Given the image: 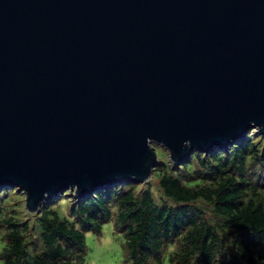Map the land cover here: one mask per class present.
Returning a JSON list of instances; mask_svg holds the SVG:
<instances>
[{
	"label": "water",
	"instance_id": "95a60500",
	"mask_svg": "<svg viewBox=\"0 0 264 264\" xmlns=\"http://www.w3.org/2000/svg\"><path fill=\"white\" fill-rule=\"evenodd\" d=\"M264 131V0H0V188L34 212ZM190 143L185 146L184 142Z\"/></svg>",
	"mask_w": 264,
	"mask_h": 264
},
{
	"label": "trees",
	"instance_id": "16d2710c",
	"mask_svg": "<svg viewBox=\"0 0 264 264\" xmlns=\"http://www.w3.org/2000/svg\"><path fill=\"white\" fill-rule=\"evenodd\" d=\"M255 141L249 131L225 147L192 150L200 168L194 177L198 182L160 171L156 185L172 204L156 203L148 187L133 192L130 186L119 188L130 183L113 184L74 197L69 212L77 216L78 227L42 202L34 211L33 241L25 238L27 221L8 214L0 220V264H80L83 233L99 231L109 219L111 202L118 208L113 224L122 233L129 264H158L170 243L177 245L168 254L171 264H264V191L245 175L250 163L264 162V141ZM261 180L264 184V176ZM198 200L210 206L213 217L206 216ZM226 236L232 254L220 256Z\"/></svg>",
	"mask_w": 264,
	"mask_h": 264
},
{
	"label": "rangeland",
	"instance_id": "374dc122",
	"mask_svg": "<svg viewBox=\"0 0 264 264\" xmlns=\"http://www.w3.org/2000/svg\"><path fill=\"white\" fill-rule=\"evenodd\" d=\"M251 132L252 138H254L256 143L260 144L264 141V131L260 132L256 128H249L247 132ZM244 135V136H245ZM259 138V139H258ZM234 143V142H233ZM232 144V143H231ZM217 148V147H216ZM197 150V149H192ZM187 158L182 162H173L169 157L167 151L159 145H153V151L156 155V161L154 167L152 169L151 174L145 181L141 182H124L118 181L115 183L117 187L120 184L119 188L127 189L129 186L133 192H138L142 188L148 187L151 195L156 203L160 204H172L170 199L162 196L160 190L156 185L158 174L160 171H165L169 173H174L178 177L182 178V180L186 183L190 181H195L194 177L197 174V171L200 170L198 166V162L196 158L191 156V152ZM203 151V150H198ZM185 166V167H182ZM246 177L250 180L251 185L255 188H261L264 191V184L261 178L264 176V162L260 164L250 163L247 171L245 172ZM198 182V181H195ZM114 188V186H113ZM264 197V192H261ZM115 196V195H114ZM112 196V199L114 198ZM74 195L72 190L64 189L57 193L56 195L51 196L44 200L46 204H48L49 208H52L57 212L59 217L65 218L68 221L75 222L74 224L79 227V223L76 222L77 216L70 215V204L74 200ZM262 201L263 198H261ZM196 203L204 208L205 214L207 217H210L212 214L210 211V206L201 201H196ZM118 210L116 204L111 202L109 205V219L104 221L98 232H92L91 230H85L83 233L84 236V244H85V253L83 254V258L80 264H129L127 260H125V250H124V238L122 237V233L118 232L114 227L113 221H115V214ZM14 214L16 218H21L22 220H26L30 225L28 234L26 235V240L33 241L36 239V232L34 230L35 217L36 213L27 211L24 207V195L19 189L14 186H4L0 188V220L2 218L7 217L8 214ZM212 216V215H211ZM80 217V216H79ZM213 217V216H212ZM1 223V221H0ZM33 227V228H32ZM31 228V229H30ZM4 229L3 225H0V249L2 246ZM2 238V239H1ZM226 242H224L225 246H223V250L220 253V256H229L231 253L229 246V236L225 238ZM38 246V245H37ZM177 250V245L175 243H170L165 246L163 249V254L161 257V261L158 264H171L168 260V254H172ZM229 251V252H228ZM232 254V253H231Z\"/></svg>",
	"mask_w": 264,
	"mask_h": 264
},
{
	"label": "clouds",
	"instance_id": "9594fccd",
	"mask_svg": "<svg viewBox=\"0 0 264 264\" xmlns=\"http://www.w3.org/2000/svg\"><path fill=\"white\" fill-rule=\"evenodd\" d=\"M189 143H190L189 141L184 142L185 146H187Z\"/></svg>",
	"mask_w": 264,
	"mask_h": 264
}]
</instances>
